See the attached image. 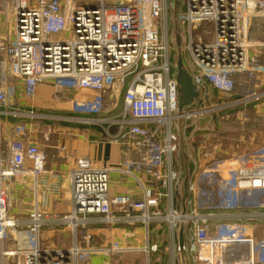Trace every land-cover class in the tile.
<instances>
[{
	"label": "built area",
	"instance_id": "2783aa9c",
	"mask_svg": "<svg viewBox=\"0 0 264 264\" xmlns=\"http://www.w3.org/2000/svg\"><path fill=\"white\" fill-rule=\"evenodd\" d=\"M4 1L11 3L14 23L11 32L0 35V118L41 117L14 105L17 85L24 99H31L42 83L53 85L57 93L64 88L74 91L71 111L83 114L100 109L101 94L122 93L121 108L101 122L116 127L112 138L120 140L123 151L116 169L96 168L85 157L75 159L70 213L54 219L34 210L17 217L9 210L8 182L42 173L45 155L35 143L16 139L8 144L5 157L0 133V264H86L94 253L83 247L90 241L86 218L94 215L108 226L164 222L172 235L178 228L185 230L188 247L170 241L162 248L171 252L169 264H176L174 255L184 251L195 264H264L254 257L256 248L264 249V240L256 245L246 235L247 223L264 221V154L227 157L202 168L201 173H217L221 211L202 210L194 198L190 210L177 211L171 205L159 209L177 183L170 165L178 150L179 127L207 111L257 103L264 97V91H251L236 103L214 102L231 95L236 76L258 81L257 75L264 72V54L253 53L264 50V39H250L254 21L264 23V0ZM173 20L186 30L183 47L190 68L183 69L197 93L192 105L182 110L177 65L171 61L175 47L168 28ZM209 89L218 94L217 100L208 95ZM85 95H92V101L83 100ZM111 171L137 181L147 176L156 189L144 188L141 201L109 197ZM196 183L189 186L194 196ZM243 194L256 196L253 207H240ZM241 209L245 211L238 214ZM47 225L68 229L72 244L54 248L44 243ZM160 248L153 244L143 251L148 255Z\"/></svg>",
	"mask_w": 264,
	"mask_h": 264
},
{
	"label": "crops",
	"instance_id": "0c3cea01",
	"mask_svg": "<svg viewBox=\"0 0 264 264\" xmlns=\"http://www.w3.org/2000/svg\"><path fill=\"white\" fill-rule=\"evenodd\" d=\"M179 1L182 2V0ZM10 9L11 3L8 1L0 2V35L4 31L5 34L11 32L13 18ZM182 9H184V6ZM172 14L174 17L175 12ZM251 28V40L264 39L263 21H254ZM183 30L184 27L178 26L174 20L168 28L174 41V47L184 49V57L180 58L181 63L183 66L190 68L186 54H184L185 48L183 46L186 42V30ZM254 35L259 37L254 38ZM253 53L257 56L262 55L264 50L254 49ZM256 79L258 81L236 76V89L230 96L220 99V103H236L243 98V95L251 91H264V72L259 73ZM207 93L215 100L219 98L213 89H209ZM74 94L76 92H72L67 88L57 93L53 85L42 83L37 87L36 93L31 99H24L22 98V87L20 85L16 86V93L12 98L15 106H18L21 110L34 111L41 115L37 120L41 119L43 123L49 124V121L54 119L61 120V124L54 130L57 137H50L47 134L46 140L40 141L35 134L40 126L33 124V120L0 118V133L3 137L5 157L7 156L8 144L16 139L35 143L40 152L45 155L42 173L36 177L26 174L19 179L8 182V187L11 190L9 210L11 214L17 217H26L34 210L39 211L46 218L54 219L70 213L72 209L70 177L76 158L85 157L94 167L106 169H116L122 159V144L120 140L112 138L117 134L116 127L108 126L102 122L103 126L97 127L88 122L93 118L92 116H107L110 118L116 114L123 104L122 93L116 92L115 95V97L118 96L116 99H121L119 108L115 109L117 100L114 99L115 104L109 110L112 112L108 111V113L105 112L100 115L72 112ZM92 98V95H85L83 100L91 102ZM236 106L238 107L237 110L227 112L225 117H221L220 121L216 123V128L226 131L224 133V136H226L225 143L220 147H218L219 145L212 147L213 151L221 148V151L226 154L221 156L220 159L213 158L211 156L213 152L204 153L201 145L194 143L193 147L191 146L192 137L190 135L199 128L200 124L194 129L188 124L187 127H179L178 150L183 151L184 157L180 158L176 154L171 160L170 166L177 174V183L173 186L170 199H161L160 211H165L170 205L177 211L192 208L196 198L189 191V186L196 181V177L206 164L227 157H244L245 154L253 153L264 147V97L257 103ZM226 110L231 111L230 109ZM55 114L57 116H54ZM205 124L204 126H209L211 122ZM210 129L213 130V126H210ZM185 130L187 133L189 132L188 138L185 137ZM206 135L203 138L207 142ZM25 167L29 169L31 163L27 162ZM138 179L139 181L131 177H124L117 171H111L108 183L109 197L128 196L132 201H141L144 188L156 189L157 184L152 183L147 176L138 177ZM259 198L263 200V197ZM14 203L18 205L17 209L12 208ZM244 211V209H241L237 213L240 214ZM114 215L121 216L116 211H114ZM86 219L89 221L87 234L90 236V241L85 245L83 244V247L94 251V253L87 256L86 264H126L132 261H143L146 264L147 256L148 264H169L171 252H165L162 249L163 247L168 246L170 241L175 246L184 244L188 247L187 235L189 234L185 230L180 232L181 228H178L175 234L172 235L164 222H151L147 226L141 223L126 225L123 222H116L108 226L100 220L98 215L89 216ZM230 221L234 222L231 219ZM246 225L249 236L254 242L259 243L264 240V221L247 223ZM61 227H58V225L45 226L42 234V239L45 240L44 243L54 248H68L72 244V236L68 229H60ZM153 244H158L161 247L160 252H150L147 255L143 249ZM254 257L258 262L264 261V249L258 250L256 248ZM174 261L176 264H195L188 251L175 254Z\"/></svg>",
	"mask_w": 264,
	"mask_h": 264
},
{
	"label": "rangeland",
	"instance_id": "374dc122",
	"mask_svg": "<svg viewBox=\"0 0 264 264\" xmlns=\"http://www.w3.org/2000/svg\"><path fill=\"white\" fill-rule=\"evenodd\" d=\"M2 13H4L3 10H1ZM8 18V17H7ZM1 32V30H0ZM3 36L5 35V31L2 34ZM259 36L254 35V38H258ZM259 40V39H258ZM258 40H253V41H258ZM181 48L175 46V50L172 53L171 56V61H173V63L177 62L178 59L183 58V50L181 51ZM185 54V52H184ZM177 65V64H176ZM110 94L106 93L101 94V97L99 98L100 101V109L95 112V114L100 115L102 113H108V111L110 109L113 108V105L115 104V100L116 93L113 95V92ZM117 102V107L115 109H118L120 106V98L116 99ZM216 105H220L222 103H218V101H214ZM210 103H212V101H210L209 103H205L204 107H206V109H209V105ZM234 109V110H232ZM232 109L229 110H223V109H215L213 111H207L202 118H193L192 120H190V122L188 123V125H191L192 129H194L198 124H200L199 128L194 130L190 137H192V143L191 146L194 145V143H196L197 145H201V148L203 150L204 153L207 152H213V154L211 155L213 158H217L220 159L221 156H224L226 154H224L220 149H217L219 151H213V146L214 145H219L218 147H220L223 143H225V138L226 136H224L225 132L224 130L218 129L216 128V123L218 121H220L221 117H225V114L227 112H233L235 110L238 109V107H233ZM112 112V111H109ZM232 114V113H231ZM230 114V115H231ZM54 116H57V114H55ZM93 118H91V120H89V124L95 125V126H103V124L101 123V120H107L109 117L107 116H92ZM101 118V119H100ZM232 118V117H231ZM51 119V118H50ZM61 120L58 119H54V120H50L49 124L47 123H43V121L40 120H33V124L40 126V129H38V132H36V136L38 138V140L40 141H44L46 140V137L48 136L47 134L50 135V137L55 136L57 137V135L55 134L56 132L54 131L59 124H61L60 122ZM209 123L211 122V125L209 126H204L206 125L205 123ZM213 124V125H212ZM210 126H213V130L210 129ZM49 127V128H48ZM187 127V126H186ZM204 127V128H203ZM189 128V127H188ZM208 129V130H205ZM206 135L208 141L206 142L203 138V136ZM235 136V133L233 134ZM185 137H189V132L187 133V131L185 130ZM182 138V137H181ZM183 139V138H182ZM193 147V146H192ZM178 149V147H177ZM244 149V148H243ZM183 151H179L177 150L176 153L174 154L176 156H179L180 158L184 157V154L182 153ZM261 154H264V147H261L260 150H257L253 153L250 154H245V156H251V155H256V156H260ZM174 155L172 156L171 160L173 159ZM196 185H197V193H196V202L198 204V206H200L202 208V210H218L221 211V207L223 206V198H221L218 186H217V173L215 172H202L199 173L198 176L196 177ZM241 199L239 200L240 203V207L241 208H245V207H253L255 205V201L256 197H254L253 195H245V196H240ZM258 200L262 201V198H259ZM12 208L17 209L18 205L16 203H14L12 205ZM246 235H250L249 231L246 233ZM258 244V242H256V245ZM258 249V248H257ZM259 250V249H258ZM126 264H144L143 261H132Z\"/></svg>",
	"mask_w": 264,
	"mask_h": 264
},
{
	"label": "water",
	"instance_id": "95a60500",
	"mask_svg": "<svg viewBox=\"0 0 264 264\" xmlns=\"http://www.w3.org/2000/svg\"><path fill=\"white\" fill-rule=\"evenodd\" d=\"M177 81L179 84V110H182L184 107L192 105V102L197 96L195 87L188 78L185 70L183 69V64L181 59H178L177 62Z\"/></svg>",
	"mask_w": 264,
	"mask_h": 264
},
{
	"label": "trees",
	"instance_id": "16d2710c",
	"mask_svg": "<svg viewBox=\"0 0 264 264\" xmlns=\"http://www.w3.org/2000/svg\"><path fill=\"white\" fill-rule=\"evenodd\" d=\"M235 82H236V81H235ZM236 86H237V82L235 83L234 90L236 89Z\"/></svg>",
	"mask_w": 264,
	"mask_h": 264
},
{
	"label": "bare ground",
	"instance_id": "6f19581e",
	"mask_svg": "<svg viewBox=\"0 0 264 264\" xmlns=\"http://www.w3.org/2000/svg\"><path fill=\"white\" fill-rule=\"evenodd\" d=\"M12 17V16H11ZM13 23H14V20H13Z\"/></svg>",
	"mask_w": 264,
	"mask_h": 264
}]
</instances>
